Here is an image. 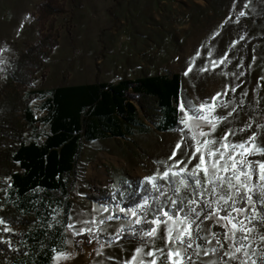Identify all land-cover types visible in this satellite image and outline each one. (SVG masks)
Masks as SVG:
<instances>
[{
	"label": "rangeland",
	"instance_id": "1",
	"mask_svg": "<svg viewBox=\"0 0 264 264\" xmlns=\"http://www.w3.org/2000/svg\"><path fill=\"white\" fill-rule=\"evenodd\" d=\"M16 1L2 0L1 5ZM39 1L21 0L19 11L25 5L32 8L21 17L16 18V10L8 18L0 11V84L9 61L36 40L30 14ZM65 2L71 15V29L61 35L58 47L44 65V77L35 82L33 90L115 84L177 74L180 76L179 118L181 102L186 100L198 106L218 92H227L223 100L231 101L229 109L217 111L226 115L235 107L237 114L234 120L229 117L232 123L224 126L225 131L249 121L264 124V0ZM241 10L246 13L243 17L239 16ZM190 65L193 70L185 75ZM203 68L208 70L201 71ZM237 84L240 87L231 92L229 89ZM139 117L142 119L140 111ZM149 127L152 131L145 135L82 143L68 198L65 202L52 203L46 217L38 219L40 227L49 233L61 232L54 249L72 254L69 260L51 259L50 264H123L130 259L134 247L139 245L131 235L115 240L113 233L123 224L106 219L109 215L123 214L115 205H99L90 198L94 196V187L113 192L120 182L138 193L140 181L157 169L156 162L171 155L180 131L158 133ZM37 134L42 139L45 131L38 130ZM102 206L109 210L102 211ZM101 219L103 224L99 223ZM93 220L97 223H92ZM69 223L75 225L74 230L67 229ZM84 228H91L95 234L92 243L86 242L90 239L87 234L73 235V231ZM216 231L221 229L217 227ZM77 238L83 241L78 242ZM106 243L111 246L101 247ZM255 247L264 250V244L259 242ZM97 250L103 255H97Z\"/></svg>",
	"mask_w": 264,
	"mask_h": 264
},
{
	"label": "trees",
	"instance_id": "2",
	"mask_svg": "<svg viewBox=\"0 0 264 264\" xmlns=\"http://www.w3.org/2000/svg\"><path fill=\"white\" fill-rule=\"evenodd\" d=\"M30 18L36 40L9 61L0 84V218L15 233L0 232L12 242L11 248L0 244V264L51 263L61 232L49 233L38 219L68 198L83 142L145 135L149 126L158 133L181 127L177 74L33 90L61 35L70 31L71 15L65 0H40ZM38 130L45 131L42 139ZM92 192L99 205L135 207L143 198L141 186L134 193L123 182L113 192Z\"/></svg>",
	"mask_w": 264,
	"mask_h": 264
},
{
	"label": "snow or ice",
	"instance_id": "3",
	"mask_svg": "<svg viewBox=\"0 0 264 264\" xmlns=\"http://www.w3.org/2000/svg\"><path fill=\"white\" fill-rule=\"evenodd\" d=\"M192 70L190 65L185 75ZM227 95L218 92L198 106L180 103L179 139L171 155L157 161V169L140 181L142 203L127 208L116 204L123 216L106 218L123 224L113 233L115 240L131 235L139 245L123 264H264V250L255 247L257 242L264 244V124L249 121L225 131L224 126L232 123L229 117L234 120L237 114L235 107L226 115L217 111L229 109L231 101L223 100ZM108 210L102 206V211ZM0 226V232L15 234L4 218ZM67 229L74 230L75 225L69 223ZM86 234L90 237L86 242L92 243L91 228L73 231L75 236ZM161 240L163 244L158 243ZM0 244L12 246L3 236ZM107 246L110 243L101 247ZM53 251L55 261L72 258L71 253ZM97 255L103 252L97 250Z\"/></svg>",
	"mask_w": 264,
	"mask_h": 264
},
{
	"label": "crops",
	"instance_id": "4",
	"mask_svg": "<svg viewBox=\"0 0 264 264\" xmlns=\"http://www.w3.org/2000/svg\"><path fill=\"white\" fill-rule=\"evenodd\" d=\"M1 1L0 0V11L3 13L5 18L10 17L11 15H14V10H16L15 12H17V17H21L24 16L25 14H28L29 11H31V6L30 5H25L23 9H21L19 11V3L21 2V0H17L15 4H9V5H1ZM22 3V2H21ZM21 6V5H20Z\"/></svg>",
	"mask_w": 264,
	"mask_h": 264
},
{
	"label": "bare ground",
	"instance_id": "5",
	"mask_svg": "<svg viewBox=\"0 0 264 264\" xmlns=\"http://www.w3.org/2000/svg\"><path fill=\"white\" fill-rule=\"evenodd\" d=\"M89 174H90V175L93 174L92 171H89Z\"/></svg>",
	"mask_w": 264,
	"mask_h": 264
}]
</instances>
